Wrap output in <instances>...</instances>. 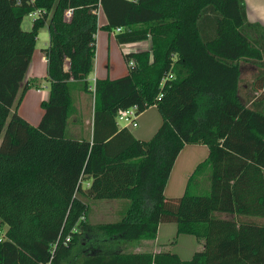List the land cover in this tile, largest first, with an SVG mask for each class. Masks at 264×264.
<instances>
[{
    "label": "trees",
    "instance_id": "1",
    "mask_svg": "<svg viewBox=\"0 0 264 264\" xmlns=\"http://www.w3.org/2000/svg\"><path fill=\"white\" fill-rule=\"evenodd\" d=\"M46 24L50 94L32 125L15 107ZM99 29L152 47L124 54L127 74L92 83ZM243 61L260 67L253 93L241 91ZM75 90L94 96L89 137L69 133ZM134 105L162 114L149 140L118 124ZM193 143L209 155L168 197ZM110 199H124L120 218L92 222L94 202ZM170 221L204 248L188 260L129 249ZM0 264H264V25L249 21L245 0H0Z\"/></svg>",
    "mask_w": 264,
    "mask_h": 264
},
{
    "label": "crops",
    "instance_id": "2",
    "mask_svg": "<svg viewBox=\"0 0 264 264\" xmlns=\"http://www.w3.org/2000/svg\"><path fill=\"white\" fill-rule=\"evenodd\" d=\"M254 1H260L261 7L264 8V0ZM246 10L249 21L264 25L263 17L259 15L250 17L248 9ZM98 17L100 26L107 23V17L103 9L99 10ZM103 32H107V35L103 34ZM96 39L97 52L93 70L95 71L94 80H92L91 74L89 75V79L92 83L99 77L109 76L111 78H117L127 74L128 63L126 62L124 54L131 51L148 50L152 47L151 39L127 44H119L115 34L104 29L98 30ZM106 44L108 46V50L104 53V51H100L99 46L102 48V45L104 47ZM118 47L120 48L121 53L118 50ZM120 54L124 58L123 62L121 59L118 61L115 59V57L121 58L119 57ZM240 66L241 91L242 93H253L254 82L259 75L260 67L253 61H243ZM47 68V57L43 52V48L39 51L35 48L26 78L24 80V83L29 82L31 86L25 92L23 98L18 102L16 101L15 107L17 111L32 125H38L41 121L44 113L42 101L49 98L50 87L46 79ZM114 72L117 74L112 75ZM75 99L78 113L74 115L69 133L73 136L89 137L93 126V113L90 115V110L94 105V96L92 93L80 91ZM162 122L163 117L160 110L156 105H152L139 114L138 126L129 129L137 138L149 140L154 136ZM209 151V146L204 143L186 144L183 147L175 160L167 181L165 187L166 196L180 197L184 194L187 189L190 176L195 171L199 163L208 157ZM129 244V249L134 252L151 250L153 253H158L162 250L169 249L185 260L191 259L198 250L204 248V241H199L193 234L179 233L178 224L172 221L159 223L157 235L153 242H130Z\"/></svg>",
    "mask_w": 264,
    "mask_h": 264
},
{
    "label": "rangeland",
    "instance_id": "3",
    "mask_svg": "<svg viewBox=\"0 0 264 264\" xmlns=\"http://www.w3.org/2000/svg\"><path fill=\"white\" fill-rule=\"evenodd\" d=\"M246 9L249 11V16L254 17L256 15H259L264 18V8L261 7V2H256L254 0H245ZM100 17V16H99ZM102 20V16H101ZM33 26V17L31 15H27L23 22L22 27L24 29L30 30ZM102 33V32H101ZM103 34L107 35V32H103ZM49 27L46 24L39 30L38 39L36 43V49L39 51L40 49L47 47L49 44ZM100 41H101V34H100ZM121 47V46H120ZM127 48V47H125ZM100 51L107 52L108 46L107 44L102 48L99 46ZM118 50L121 53L120 48L118 47ZM124 50V49H123ZM118 53V52H117ZM119 55V54H118ZM121 58L115 57L117 61L121 59V61H124V58L120 56ZM127 62V61H126ZM125 63V62H124ZM125 65V64H124ZM124 67V66H122ZM129 68V66H128ZM117 74L116 72L112 73V75ZM95 77V71L91 73V78L94 80ZM80 93L79 90L74 91V98H77V94ZM92 109V107H91ZM91 115V110H90ZM121 201H124V199H110V200H99L97 202H94L93 207L90 209V220L92 222H112L118 220L120 217L119 214L116 212V210L120 207L119 203ZM6 229V227H5Z\"/></svg>",
    "mask_w": 264,
    "mask_h": 264
},
{
    "label": "built area",
    "instance_id": "4",
    "mask_svg": "<svg viewBox=\"0 0 264 264\" xmlns=\"http://www.w3.org/2000/svg\"><path fill=\"white\" fill-rule=\"evenodd\" d=\"M102 9L100 6L99 9L97 10V14L99 10ZM43 10L41 9H36L32 11L29 15L33 17V19L39 15H43ZM73 14V9L68 8L65 10V19L70 20L71 16ZM129 64H134V59L130 61ZM137 105L121 109L119 110L117 114V121L120 127H127V128H132L138 126V117H139V112L137 111Z\"/></svg>",
    "mask_w": 264,
    "mask_h": 264
}]
</instances>
